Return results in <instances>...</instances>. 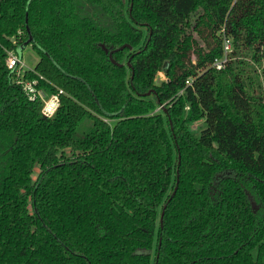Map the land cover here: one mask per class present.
Here are the masks:
<instances>
[{
	"label": "trees",
	"instance_id": "trees-1",
	"mask_svg": "<svg viewBox=\"0 0 264 264\" xmlns=\"http://www.w3.org/2000/svg\"><path fill=\"white\" fill-rule=\"evenodd\" d=\"M0 264H264V0H0Z\"/></svg>",
	"mask_w": 264,
	"mask_h": 264
},
{
	"label": "built area",
	"instance_id": "built-area-1",
	"mask_svg": "<svg viewBox=\"0 0 264 264\" xmlns=\"http://www.w3.org/2000/svg\"><path fill=\"white\" fill-rule=\"evenodd\" d=\"M219 36L222 38V52L221 58L216 59L213 63V67L216 70H224L227 65L233 61H237L238 54L235 51L233 40L225 34V30H221ZM252 63V59L250 60ZM7 67L13 72V81L22 86L29 100L35 101L40 99L42 103L41 112L47 118H52L57 113L61 99L60 96L63 91L60 90L55 94H47L43 89L37 88L38 80H29L26 78V72L32 70H26L22 59L18 53L14 50L9 52V57L7 59ZM192 80L187 81V85L191 84Z\"/></svg>",
	"mask_w": 264,
	"mask_h": 264
},
{
	"label": "rangeland",
	"instance_id": "rangeland-1",
	"mask_svg": "<svg viewBox=\"0 0 264 264\" xmlns=\"http://www.w3.org/2000/svg\"><path fill=\"white\" fill-rule=\"evenodd\" d=\"M240 57L241 59L253 65V63L250 61L252 59V53L250 51H247L245 49L241 50V53L238 51L237 59H239ZM20 58L22 59V62L25 66L24 68L26 70H34L40 59L38 52L32 47L31 44L26 46L23 53L20 55ZM160 77L165 79V75L163 73H160ZM203 127L204 123L202 121L191 125L192 131L195 132L197 135L200 134ZM37 173L34 174V178L37 177Z\"/></svg>",
	"mask_w": 264,
	"mask_h": 264
},
{
	"label": "water",
	"instance_id": "water-1",
	"mask_svg": "<svg viewBox=\"0 0 264 264\" xmlns=\"http://www.w3.org/2000/svg\"><path fill=\"white\" fill-rule=\"evenodd\" d=\"M30 44V41H26L25 43H23L22 45H20L19 47H18V49H17V53H18V55L20 56L22 53H23V51H24V49L26 48V46L27 45H29ZM125 46H122V47H120L119 49H123ZM112 52L110 53V58H112ZM113 60V59H112ZM114 63H115V61H113ZM163 216H164V211L162 212V215H161V224L163 223Z\"/></svg>",
	"mask_w": 264,
	"mask_h": 264
}]
</instances>
